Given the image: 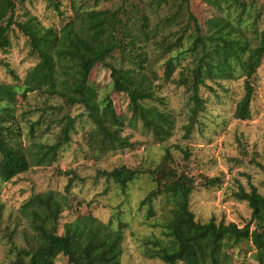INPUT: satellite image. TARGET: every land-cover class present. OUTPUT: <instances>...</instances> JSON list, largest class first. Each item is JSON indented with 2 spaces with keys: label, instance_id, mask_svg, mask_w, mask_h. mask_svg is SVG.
<instances>
[{
  "label": "trees",
  "instance_id": "1",
  "mask_svg": "<svg viewBox=\"0 0 264 264\" xmlns=\"http://www.w3.org/2000/svg\"><path fill=\"white\" fill-rule=\"evenodd\" d=\"M19 1L0 0V49L11 46L9 33L16 27L27 37L38 61L21 84L0 82V182L11 181L34 165L56 162L61 149L71 141L79 121L92 124L86 133L87 141L100 155L133 145L130 137L123 135V129L127 125L134 127L137 121L159 141L171 137L176 117L166 108L155 105L160 98L155 91L157 72L153 61L148 60V47L152 42L164 57L163 80H175L190 94L186 136L190 135L199 111L206 109L201 87L214 89L208 86L207 80L222 85V81L235 78L236 65L245 79L244 93L234 115L239 119L251 118L254 94L251 79L264 57V26L257 32L253 45L244 30L233 29L236 33L219 34L214 38L205 31L191 0H180L179 12L162 18L161 9L169 0H141L143 5L122 0L118 7L105 9L82 2L73 6L74 14L60 27L47 26L34 14H26L24 19L18 20ZM202 1L218 11L223 2H229L226 11L241 5L240 17L247 10L242 0ZM50 2L58 8L56 0ZM183 7L187 11L188 25L192 27L188 49L192 65L184 66L175 78L173 73L184 55L181 52L184 35L167 41L175 34L172 35L173 28L166 31V27L179 22L178 13ZM153 17L159 20L153 22ZM98 64L110 70L113 89L129 98L130 118L117 112L110 92L99 90L90 82V73ZM36 91L48 97L57 96L67 106L79 105L82 110L72 115L56 105H49L36 124L47 123L48 119L57 123L56 138L53 141L38 138L24 146L13 106L18 93L26 97L28 92ZM32 130L34 132V125ZM262 167L264 169V165ZM143 173L140 168L120 165L99 171L98 175L112 179L125 189ZM150 174L156 187L141 201L142 205H148L147 215L155 214L153 200L162 195L173 202V207L170 218L162 225L166 238L149 239L144 249L147 257L158 258L166 264H229L227 250L248 240L255 247V259L264 264V195L256 186L252 185L249 191L240 187L234 192L236 198L246 201L252 209L251 219L244 226L217 221L215 217L200 222L190 208L194 190L192 177L184 172L177 174L166 163L151 169ZM67 175L64 193L46 190L31 195L21 205L20 211L34 230L37 244L30 250L18 251L8 264H57L60 255L72 264H122L125 223L114 227L111 220L103 222L91 213L79 214L65 222L59 231V220L70 207L69 194L78 178L69 170ZM220 182L218 176L207 177L205 184L215 186Z\"/></svg>",
  "mask_w": 264,
  "mask_h": 264
},
{
  "label": "rangeland",
  "instance_id": "2",
  "mask_svg": "<svg viewBox=\"0 0 264 264\" xmlns=\"http://www.w3.org/2000/svg\"><path fill=\"white\" fill-rule=\"evenodd\" d=\"M58 8L50 0H20L16 17L25 18L26 14L36 15L44 25L60 27L73 14V6L87 2L98 8H116L122 0H56ZM143 5L141 0H130ZM192 8L203 22L208 35L244 30L250 45L256 44L257 32L264 26V0H242L246 3V13L240 17L241 5L226 11V4L216 10L202 0H191ZM180 0H169L163 5L160 16H173L179 12ZM178 13V21L168 25L176 36L183 34L184 55L173 73L179 77L184 66L192 65V55L188 49L192 27L187 22L185 7ZM159 18L153 17V22ZM236 33V32H234ZM11 46L0 49V82L21 84L28 70L38 61L33 55L29 41L18 28L9 33ZM248 43V42H247ZM168 56V55H167ZM166 56V57H167ZM148 60L153 61L157 72L155 91L159 100L155 102L160 108H166L176 117L171 137L165 141L157 140L151 131L142 127L137 121L133 127L127 125L123 135H128L133 143L128 148L111 151L104 155L94 152L87 141V132L92 124L79 121L75 124L71 141L60 151L59 158L52 165L32 166L8 182H0V262L8 264L18 251L30 250L36 246L35 232L29 221L21 213V205L33 194L46 190L65 192L68 182L67 171L78 175L69 194V209L65 210L59 220V231L67 221L79 214H93L103 222L112 221L114 227L123 222L125 232L123 240L122 264H166L158 258H149L144 254L149 239H165L162 225L170 218L173 202L164 195L153 200L155 214L148 216V205H142V199L156 187L151 169L166 163L177 174L184 172L193 178L194 190L190 197V208L200 222L212 217L217 221L235 222L244 226L251 219L252 209L246 201L234 195L240 187L246 191L254 185L264 195V57L261 66L252 77L254 94L251 102V118L239 119L234 115L236 104L244 93L242 71L236 65L235 78L222 81V85L207 80V86L201 87V96L206 109L200 110L189 136L185 135L188 122L189 92L185 86L175 80L164 81V57L153 42L148 47ZM90 82L99 90L110 92L118 113L130 118L129 98L112 87L111 72L98 64L90 73ZM56 105L64 112L78 114L82 107L67 106L57 96H46L42 92H28L26 97L17 94L13 111L22 131V142L28 146L38 138L53 141L59 125L48 119L47 123L36 124L41 114ZM32 125L35 130L33 132ZM167 154L168 158H167ZM126 165L140 168L142 176L123 189L112 179L99 176L102 170H111ZM220 177L221 182L215 186L205 184L207 177ZM255 247L251 241L244 240L231 246L227 252L229 264H259L255 259ZM57 264L69 263L67 257L60 255Z\"/></svg>",
  "mask_w": 264,
  "mask_h": 264
}]
</instances>
